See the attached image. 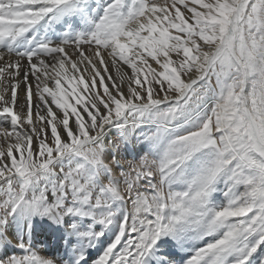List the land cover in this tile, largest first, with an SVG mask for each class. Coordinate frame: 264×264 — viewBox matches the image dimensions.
<instances>
[{"label": "snow or ice", "instance_id": "obj_1", "mask_svg": "<svg viewBox=\"0 0 264 264\" xmlns=\"http://www.w3.org/2000/svg\"><path fill=\"white\" fill-rule=\"evenodd\" d=\"M0 264H264V0H0Z\"/></svg>", "mask_w": 264, "mask_h": 264}, {"label": "bare ground", "instance_id": "obj_2", "mask_svg": "<svg viewBox=\"0 0 264 264\" xmlns=\"http://www.w3.org/2000/svg\"><path fill=\"white\" fill-rule=\"evenodd\" d=\"M113 75H115V73H113ZM42 242V243H40ZM36 243L38 245H45L47 242L42 238V237H37L36 239ZM62 243H61V247H62ZM98 254V250H92L91 254H90V258H94L96 255Z\"/></svg>", "mask_w": 264, "mask_h": 264}, {"label": "rangeland", "instance_id": "obj_3", "mask_svg": "<svg viewBox=\"0 0 264 264\" xmlns=\"http://www.w3.org/2000/svg\"><path fill=\"white\" fill-rule=\"evenodd\" d=\"M40 243H42V242H40Z\"/></svg>", "mask_w": 264, "mask_h": 264}]
</instances>
